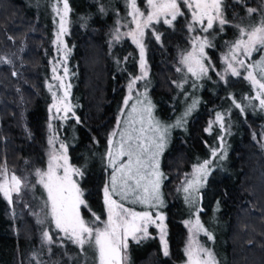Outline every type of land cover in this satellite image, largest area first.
Wrapping results in <instances>:
<instances>
[{"label": "trees", "instance_id": "1", "mask_svg": "<svg viewBox=\"0 0 264 264\" xmlns=\"http://www.w3.org/2000/svg\"><path fill=\"white\" fill-rule=\"evenodd\" d=\"M50 1L53 6L47 9L49 0H0V57L3 58L0 60V167L16 163L27 166L31 156L40 157L36 154H41L45 136L49 134L46 123L51 92L45 82L58 21L54 8L61 0ZM67 2L70 11L63 40L64 69L68 71L66 76L64 71V76L67 85H71L68 102L72 116L55 120L51 129L66 145L71 166L83 172L82 176L73 177L88 205L87 208L81 206V216L93 227L99 226L105 218L103 189L112 171L107 161L108 138L113 131L117 132L118 117L122 121L135 100L145 98L146 93L152 109L173 114L175 111L179 114L197 101L184 129H174L159 157L164 176L160 188L163 206L151 209L126 204L136 211L148 210L153 215L159 211L164 216L169 254H163L156 229L151 226L146 238L128 240L125 264H182L184 223H191L200 215L207 225L209 219L201 214L206 207L213 209L217 218L218 227L210 230L214 239H221L220 245L215 242L213 246V242L208 248L213 246L218 264H264V152L260 143L261 133L264 134V129L260 128L264 113L250 112L245 107L244 100L232 92L234 81L224 84L232 76L221 78L213 71L219 69L218 53L229 52L239 37L238 26L246 27L264 19V0L239 3L222 0L223 17L227 22L224 25L215 22L208 32L202 31L200 24H193L194 31H189L191 11L181 0L184 14L173 21V27H158L153 22L145 29L143 43L148 75L136 81L137 92L131 91L132 99L127 106L122 105L123 95L127 83L137 74L139 57L136 44L121 35L132 25L127 0ZM146 2L137 0L141 11L146 10ZM248 8L257 11L249 16ZM206 23L205 20V26ZM117 29L119 39L115 38ZM154 32L160 35L159 41ZM196 37H207L210 41L204 49L202 62L207 73L202 79L192 76L181 63L185 53L193 50L192 40ZM261 56L262 51L253 52L245 59V64L254 63ZM184 71L191 83H184ZM239 71L244 77L245 73ZM251 96L254 98L256 92ZM237 103L244 106L237 108ZM224 109H233L230 118L237 126H231L234 130L227 140H216L212 131L221 125L212 121L211 129L205 131L207 126L209 128L205 122L216 118L217 113L226 111ZM117 137L114 140H118ZM213 139L217 142L212 143ZM262 144L264 146V142ZM213 149L218 150L215 159ZM221 154H225L223 160L219 159ZM204 160L212 161L211 177L194 194L195 203L187 202V194L180 192L179 181L187 170ZM213 171L217 174H211ZM93 213L100 221L95 220ZM23 244L19 230L17 234L11 232L0 198V264H16Z\"/></svg>", "mask_w": 264, "mask_h": 264}, {"label": "snow or ice", "instance_id": "2", "mask_svg": "<svg viewBox=\"0 0 264 264\" xmlns=\"http://www.w3.org/2000/svg\"><path fill=\"white\" fill-rule=\"evenodd\" d=\"M241 2V0H237ZM131 16V23L135 28L127 33L132 37L133 43L140 49V68L142 75L134 77L129 83V93L137 80L147 76L145 69V48L142 42L144 31L153 22H159L171 26L178 16L183 15L181 11V0H147V11H141L137 6V0H127ZM182 4L191 11L192 24H189V31H194L193 24H200L202 31L208 32L215 22L224 25L227 21L223 17L222 0H182ZM57 15L60 16L59 31L56 33V41L63 44L62 37L67 32V15L70 11L67 0H63V14H60L59 6L54 8ZM257 9L248 8L249 16L254 14ZM170 17V18H169ZM207 21L206 26L204 24ZM239 27V37L230 48L228 60V69L233 76L241 75L233 62L243 68H246L247 75L244 77L250 81L253 90L256 92L254 99L259 101V105L264 109V56L259 61L251 64H245V59L250 58L253 52L258 50L264 51V19L259 22ZM116 39H119V29L116 30ZM157 41L160 35L153 33ZM11 39V37H10ZM210 44L207 37H196L192 40V52L182 57L181 63L187 66L188 72L192 76L199 79L207 73L202 60L204 59V49ZM243 57V58H241ZM227 59V58H225ZM0 60H3L0 57ZM7 62V61H5ZM181 69L177 68V71ZM53 79L61 80L60 87L65 88L64 95L58 97V93L52 91L53 86L49 85V91L52 92L53 104L49 108L51 113L55 108L59 113L61 110L65 113L64 119H67V113L72 112V106L67 101L69 95L68 89L71 85L65 86L61 77L55 75L57 67L52 69ZM65 76L67 68L65 67ZM13 75H16L14 72ZM223 78V77H222ZM139 95V93H137ZM132 99L131 94L125 97L124 104L128 105ZM145 100L147 95L145 93ZM197 101H193L185 112V116L189 115L195 107ZM235 103V101H233ZM62 106V107H61ZM240 108V104H236ZM152 104L148 101L145 105L143 100H137L132 105L128 118L123 121L127 126L119 131V139L114 140L117 135L113 131L108 138L107 161L108 167L112 169L110 179L106 182L103 189L104 205L107 213V220L103 222V227H93L92 223L85 221L81 216V206L87 208L86 201L82 198L83 191L79 187L74 176H82L83 172L79 168H73L68 164L67 147L62 142L59 150L55 148L53 138L49 139V145L53 146L49 153L48 167L46 171L36 169L35 175L39 178L37 183L43 186L47 193V201L45 207L49 209L48 215L55 224V228L64 234V237L70 239L72 243L81 249L85 245L94 248L96 253V264H125L127 261L128 239L139 241L148 236V226L156 224L160 229V240L163 246V254L167 256L168 244L165 239L167 233L164 226V216L157 211L155 217L151 211H136L130 205H141L146 208L155 209L157 206H163L161 195V182L164 178L160 171L159 157L163 152L167 139L166 134L168 128L172 126H163L152 115ZM243 111V109H241ZM123 114V110H121ZM74 115V113H73ZM138 117V118H137ZM224 117L216 114V123L221 125L223 129ZM79 122V120L77 121ZM182 120H178L175 126H181ZM121 120L118 117L117 126L119 127ZM139 124V127L136 125ZM52 125L49 124V128ZM211 129V122L209 128ZM222 139V138H221ZM224 145L221 144L220 151L223 152ZM218 150H212V156L217 157ZM226 154V153H225ZM225 154H221L219 159H224ZM127 159H124V158ZM211 160H204L193 166L192 178L187 179L183 191L188 195L185 197L187 202L195 203L194 194L204 186L211 171L209 165ZM62 170V174H61ZM27 178L19 177L15 173L9 174L6 165L0 167V196H2L9 205L14 203L13 195L20 196L21 192L27 187ZM118 197V199L114 198ZM96 221H100V217L93 213ZM157 221L159 223L157 224ZM38 223H43L38 220ZM186 225L190 222L186 221ZM195 230L197 233L204 232L208 240H212L213 236L200 223L199 218L195 221ZM190 233L192 227L189 228ZM42 243L52 244L53 238L48 230L42 233ZM187 264H218L213 252L189 237L188 245L185 248Z\"/></svg>", "mask_w": 264, "mask_h": 264}, {"label": "rangeland", "instance_id": "3", "mask_svg": "<svg viewBox=\"0 0 264 264\" xmlns=\"http://www.w3.org/2000/svg\"><path fill=\"white\" fill-rule=\"evenodd\" d=\"M46 5L48 6L47 9H49L53 6L52 2L50 0H49V2L46 3ZM146 5H147V2H146ZM59 9H60V14L62 15L63 14V0H61V2L59 4ZM50 10H52V9H50ZM146 11H147V6H146L145 12ZM59 24H60V16L58 15V21L56 23V30L54 33L53 42L56 41V33L59 31ZM156 25L158 27H160V26H165L166 24H164L163 20L161 19L159 22H156ZM169 27H173V26L171 25ZM134 28H135V25L132 24L130 26V28L121 32V35L128 37L129 39L132 40V37L127 35V33L132 31ZM169 31L171 32L170 29H169ZM62 40H63V37H62ZM142 42H143V38H142ZM52 50H53V52H52L53 55L49 57V60L51 62V65H50L51 67L49 69V76H48V80L45 82V84H46L45 86L48 87L49 85H52L54 87L52 89V91L57 92L58 97H62L64 95L65 88L60 87L61 80L53 79L54 73H53L52 69L54 66L57 67V72L55 73V75L61 77L63 80V84L65 86H67V82H66V79L64 76V57H65V53H66L64 40H63V44H60L59 42L53 43ZM137 50L139 53V57H138V63H137V74L134 77L142 75L141 68H140V49L137 47ZM189 52H192V50L187 51L185 53V55L188 54ZM229 52L225 51V52H219L218 53V59H219L220 65L218 67L219 69L213 70L215 72L214 74H216L217 76H220L221 78L232 76L231 79H233V80L229 79L224 84L229 85L230 81L231 82L234 81V86H233V91H232L234 93V95H237L238 98L244 100L245 107L250 112L255 111V112L263 115L264 109H262L260 107L259 101L255 103L253 101L254 100L253 96H251L254 94L255 91L248 84V82L250 83V81H247L244 78L247 75L246 68H243V67H241V66H239L233 62L234 66L237 67L238 70H242L243 73H245L244 77H241L240 75L239 76H233L231 74V71L228 69L227 61L231 60V56L229 55ZM262 56H264V51H262ZM225 58H227V59H225ZM241 58H243V57H241ZM144 60H145V69H146L147 75H148V64H147L145 55H144ZM184 66L187 68V66L185 64H184ZM187 74L188 73H186L184 71V74H183L184 83H191V78L189 79ZM184 75H186V76H184ZM202 76L199 79L206 77V74H205V76L204 75H202ZM132 79L127 83V87H126L125 93L123 95V100H122L123 106L125 105L124 104L125 97H127L128 95L131 94V93H129L128 85L132 81ZM135 85H136V83H135ZM135 85L132 88V91L134 89V93L137 92ZM145 91H146V88L144 89V92ZM249 91L252 94H250ZM139 100H143L145 105H147V103H148V100H145V98H139ZM67 101H68V97H67ZM255 101H257V100H255ZM53 102L54 101H53V96H52V92H51V101L47 105V123H46L49 134H48V136H47V134L45 136V139H44L45 146L43 147V149H41L42 151L40 150L41 154H36V155H39L40 157H36L34 159L31 156L28 159V165L27 166H26V164L20 165L17 163L16 164H9V165H7V164L1 165V167L4 165L7 166L10 175L12 173H15L19 177H26L27 178V185L28 186L21 192L19 197H17L15 194L13 195V200H14L13 204L9 205V203L2 196H0V198H2V200H3V205L5 207V215L7 216V220L9 221V228L11 229V232L13 234H17V232L19 230L20 237L24 238V244H23V247L21 249V252L17 254V258L19 260L16 261V264H19V261H20V264H96V253H95L94 248H91L88 245H85L84 248L81 249L79 246L72 243V241L70 239L65 238L64 234L59 232V230H57L55 228V224L51 221L50 215H48L49 209L45 207V201H47V193L45 192L43 186L40 185L39 183H37L39 178L35 175L36 169H41L43 171H46L47 167H48L49 153L51 152L52 147H53V146L49 145V139L50 138L54 139V141H55L54 146L58 150L60 148V143H61L59 138L57 137V134H54L52 132V129H51L52 127L49 128V124H52L55 120L64 119L65 113L63 112V110H61L59 113H57L55 108H53L51 113H50L49 108L53 104ZM135 102H137V100H135ZM237 104H239V103H237ZM240 105H241V107L244 106L243 104H240ZM224 110H226L223 112L224 114L220 113L224 117V120H225V121H223V123H224L223 129L221 127H218V128L215 127L216 129L213 128V131H212L213 136H215L216 140H217V138L218 139L222 138L223 140H227V138H229L230 135L233 133L234 128L237 126L236 121L234 119L230 118V113L232 112L233 109H224ZM130 111H131V109H128V113ZM186 111H187V109H184L182 112H179V114H178V112L175 111V113L173 114L172 111H167V110L157 111L155 109H152L153 117H155V119L158 120L163 126H165V127L172 126V127L168 128V132L166 134V139H167L166 146H167L168 141L171 137V133L174 131V129H178L180 131H182L184 129L185 121L188 117V115L185 116ZM128 113H127L126 117H124V119L121 121L120 126L117 128V136H118L117 138L118 139H119V131L121 129L127 127L123 123V121L128 118ZM239 113H242V110ZM70 116H72V112L67 113V117H70ZM166 117H168L169 120H166ZM213 119L209 118V120L205 122L206 125H209L210 122L212 124L214 121H216V118H213ZM178 120L183 121L181 126H175L177 124ZM231 126H233L234 128H231ZM136 127H139V124H137ZM207 128H208V126L206 127V129ZM260 128L264 129V116H263V120L261 122ZM216 140L213 139L212 143L217 142ZM261 142L262 143L264 142V134L263 133H261L260 143ZM262 143H261V145H262L261 148L264 152V149H263L264 146ZM213 159H215V158H213ZM34 161H38V162L34 163ZM68 164L71 165L69 163V161H68ZM192 172H193V168H190L189 170H187V172H185L183 174V177L179 181L178 185H179V188H181L180 192L183 195L187 194L183 191V187L185 186L186 180L192 178ZM214 173L217 174V171H213L211 174H214ZM61 174H62V170H61ZM210 177L211 176H209L208 178H210ZM204 183H205V181H204ZM103 200H104V192H103ZM204 209H205V211L202 212L201 214L204 215V219H206V220L209 219L207 225L203 221V218L200 217V215L194 217L189 225H186L184 223V225H185L184 247L185 248L188 245L190 235L192 236V238L194 240L198 241L200 244L204 245L207 248L210 247V244H212L213 242H214L213 246H214L215 242L217 245H220L221 239H216V238L214 239L213 238L212 240H208V238L204 234V232L197 233L195 230V227H194L195 221L197 218H199L200 223L213 236V233L211 232L210 228L215 227L217 225V223L215 221V220H217V218L215 216L216 214H215L213 209L207 210V207ZM153 216L155 217V215H153ZM38 220H42L43 223H38L37 222ZM106 220H107V213L105 211V218L99 224V227H103V222ZM158 223H159V221H157V224ZM210 223L213 224V225H211V227H209ZM151 226L156 229L157 237H158L160 244H161L160 229L157 227L156 224L149 225L148 228ZM190 227H192L191 233L189 231ZM217 227H218V225L216 226V228ZM45 230H48L50 232V235L53 238L52 244L42 243V233ZM129 239H132V238L129 237ZM161 247L163 248L162 244H161ZM212 247L209 248L211 251H213ZM185 248L183 249V253H182L184 256V261L182 264H187V257L185 255Z\"/></svg>", "mask_w": 264, "mask_h": 264}]
</instances>
